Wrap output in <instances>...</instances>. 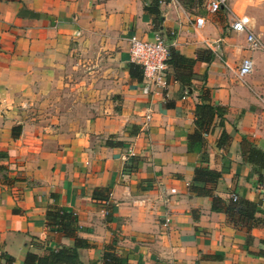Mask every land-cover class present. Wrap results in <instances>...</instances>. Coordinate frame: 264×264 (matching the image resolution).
Returning <instances> with one entry per match:
<instances>
[{"label":"crops","instance_id":"0c3cea01","mask_svg":"<svg viewBox=\"0 0 264 264\" xmlns=\"http://www.w3.org/2000/svg\"><path fill=\"white\" fill-rule=\"evenodd\" d=\"M209 1L0 0V165L8 168L0 170V264L74 246L48 223L51 208L75 217L87 244L78 264H101L113 239L132 264H264V51H249L231 14L209 12ZM248 13L264 34V6ZM197 16L205 19L198 29ZM155 31L188 58L208 49L213 59L195 61L190 85L168 68L167 86L145 94L129 73L128 38ZM95 40L116 60L113 90L94 115L67 116L61 88L80 46ZM246 56L253 71L240 81ZM203 85L224 112L203 151L189 152ZM222 131L230 141L217 147ZM196 166L222 172L205 184L208 195L190 191ZM213 196L256 204L250 231L213 209Z\"/></svg>","mask_w":264,"mask_h":264},{"label":"trees","instance_id":"16d2710c","mask_svg":"<svg viewBox=\"0 0 264 264\" xmlns=\"http://www.w3.org/2000/svg\"><path fill=\"white\" fill-rule=\"evenodd\" d=\"M149 10L157 13V8H148ZM213 59V52L208 49H197L196 58H188L177 51L172 46H169V57L167 60V66L171 69L175 80L179 81L183 85H190L192 77V65L196 60L210 62ZM167 68V69H168ZM129 73L131 77L142 81L141 68L130 62ZM210 89L203 85L200 92V103L197 104L196 119L194 122L193 130L188 134L187 150L189 152L203 151L205 144V134L209 132L211 124L215 116L221 117L224 108L219 105L211 103ZM222 125V120L220 121ZM230 141V136L226 131H222L217 141V147H226ZM261 157V165L264 167V157L261 153L258 154ZM247 159H252L248 157ZM0 170L7 171L8 168L4 165H0ZM222 172L209 168L208 166H196L193 172V182L190 185V191L195 195H208L210 191L205 188L206 183L212 185L217 182L221 177ZM7 181L9 180L7 175L3 176ZM262 181V179H260ZM109 194V193H108ZM96 193L94 194V196ZM264 195V194H263ZM264 197V196H263ZM94 198V197H93ZM108 198V195L104 197ZM113 206H107V216H110ZM213 209H223V211L229 216L230 221L235 226H245L248 231L255 224L256 219L253 216V212L256 211V204L249 202L248 200L235 201L231 199L229 201H223L219 196H213L212 201ZM47 221L50 225L57 226L61 229L65 235L75 238L74 246L70 250H57L49 251L43 255L36 256L34 254H27L26 261L32 264H78L77 249L79 247H85L87 244L83 239L78 238L75 233L76 229L73 225L75 217L72 212L62 210L60 208H51L47 211ZM250 238V237H248ZM264 255V251H262ZM101 264H132L122 257L116 249V240L113 239L111 243L104 246L101 256Z\"/></svg>","mask_w":264,"mask_h":264},{"label":"rangeland","instance_id":"374dc122","mask_svg":"<svg viewBox=\"0 0 264 264\" xmlns=\"http://www.w3.org/2000/svg\"><path fill=\"white\" fill-rule=\"evenodd\" d=\"M230 3L231 12L228 13L233 16L239 12L237 10H241L244 15H249L254 21V31L264 42V34L256 31L255 18L248 13L250 10L254 13L257 6H264V0H230ZM80 47L83 53L73 56L71 69L65 78L68 86L61 88L65 101L60 105V111L67 116L81 113L89 117L98 111L97 107L108 92L113 90L111 81L115 78L117 65L110 52L102 47L100 40L89 41Z\"/></svg>","mask_w":264,"mask_h":264},{"label":"built area","instance_id":"2783aa9c","mask_svg":"<svg viewBox=\"0 0 264 264\" xmlns=\"http://www.w3.org/2000/svg\"><path fill=\"white\" fill-rule=\"evenodd\" d=\"M207 9L211 13L221 10L230 11L229 0H210ZM231 28L237 33L245 35L246 48L253 51H264V44L253 29V23L248 15L231 16ZM205 22L203 16H197L194 19L196 29L201 28ZM128 52L130 62L138 65L142 71V92L147 94L151 86H167L166 70L167 60L169 57V44L165 41L160 32L155 31L154 35L149 39L141 38L137 35H131L128 38ZM253 71V60L251 57H243L237 68V78L244 81L245 78ZM147 119L150 118L146 115ZM175 193V189L170 190ZM233 199H236L233 196ZM168 221V219H166Z\"/></svg>","mask_w":264,"mask_h":264}]
</instances>
